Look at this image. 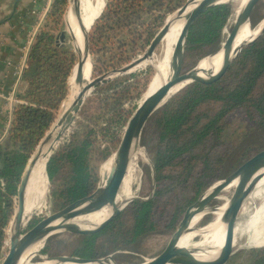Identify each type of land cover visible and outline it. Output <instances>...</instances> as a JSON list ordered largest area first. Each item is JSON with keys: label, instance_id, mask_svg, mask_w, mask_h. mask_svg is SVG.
I'll list each match as a JSON object with an SVG mask.
<instances>
[{"label": "trees", "instance_id": "16d2710c", "mask_svg": "<svg viewBox=\"0 0 264 264\" xmlns=\"http://www.w3.org/2000/svg\"><path fill=\"white\" fill-rule=\"evenodd\" d=\"M66 2L53 0L46 19L56 14L58 16ZM165 3V0L106 2L101 15L92 25V36L102 38L108 30L125 28L132 19L140 18V12L148 5L163 6ZM230 13L229 5L215 6L203 12L189 27L186 49L215 45ZM254 20L251 14L252 23ZM53 21L58 22L57 19ZM74 65L72 51L63 44L59 45L57 35L43 28L36 33L21 76L26 85L20 98L25 103L13 107L5 141L0 142V259L4 244L7 246L6 229L15 207L13 204L19 178L34 147L53 119L51 110L58 106L67 92ZM219 67L217 65L209 72L214 73ZM158 110L160 115L156 122L159 127V147L155 156L157 185L169 177L164 173L166 168L180 166L181 176L193 179L192 197L188 199L190 202L217 179L231 153L237 152L227 171L239 164L249 151L264 146L242 144L250 133L264 130V32L239 53L218 81L210 85L196 83L187 86ZM238 110H242L254 122L255 129L232 136L234 139L228 143L220 142L228 116ZM87 146L88 143L83 141L64 154L51 157L46 164L48 182L60 176L63 158L72 164L65 188L60 193L66 204L89 194L94 188L95 178L86 163ZM196 168H199L198 172ZM164 189L158 186L152 198L131 201L127 207L130 219L123 221V212L120 211L100 231L79 235L81 241L73 255L101 258L153 231L156 202ZM180 211L176 208L172 212L167 226L174 222ZM259 245L262 244L241 249L239 254L242 258L234 264H264V245Z\"/></svg>", "mask_w": 264, "mask_h": 264}, {"label": "rangeland", "instance_id": "374dc122", "mask_svg": "<svg viewBox=\"0 0 264 264\" xmlns=\"http://www.w3.org/2000/svg\"><path fill=\"white\" fill-rule=\"evenodd\" d=\"M80 1L81 14L85 19L84 23L87 27H90L89 53L91 56V77L102 75L107 76L94 87L90 95L88 94L86 96L79 111L76 113L73 122L63 129L59 140L53 147V149L57 148L53 151L51 157L62 155L70 148L86 141L88 143L86 163L95 178V185L92 189L93 191L101 182V179L105 178V172L111 165L110 159L107 158L115 151L126 121L141 103L147 90L150 88L155 74L154 69L146 62L136 66L131 72L124 74H110V72L128 64L132 60L138 58V56H141L152 37L162 27L166 19L173 15L186 0H165L166 3L163 6H147L146 4L147 8L140 12V18L135 17V19H132L125 28L121 27L106 31L102 38H99V36L96 37L95 35L92 36V25L94 24L95 19L100 16L99 12L103 11L104 5H106L105 2L114 4V0ZM230 2L232 3V1ZM52 3L53 0H46V4L49 5L47 14L51 10ZM234 10L235 8L232 3L229 18L227 19V22L221 31L220 38L215 45L204 48H194L192 50H187L185 47L182 64L183 71H187L198 59L212 54L219 48L220 42L227 35L226 33H228V28L231 25L230 19ZM67 13L68 0L58 16L56 14L52 18H45L40 29H47L54 35L59 34L60 31L66 29ZM252 15L255 22L252 23L251 21V27L255 28L260 22V19L264 16L263 1L255 6ZM54 19H57L58 22L53 21ZM58 43L59 45L63 44L60 40H58ZM64 43L67 45L63 46H67L72 51L76 61L77 55L72 48L73 40L69 34H67ZM169 43V38H164L154 49L153 57L157 58L159 62ZM67 79L69 78L67 77ZM17 84L18 87L14 98L21 100L20 95L26 84L21 79ZM68 87L69 83L67 84V92L65 96L61 99L58 106L51 110L53 119L50 125L54 122L60 105L67 98ZM177 94L178 92L171 97H174ZM17 104L20 103L15 102L14 106ZM159 115V110H156L141 132L139 143L131 159L132 167L129 177V190L132 194H135V196L138 197L131 201L152 198L156 189H158V186L165 187L163 195L156 202L157 214L154 217L156 221L155 229L146 233L141 238H138L136 241L123 247H119L114 252L108 253V255H112V260L115 264H140L141 262L157 255L165 247L185 209L212 183L227 175V170L232 163L231 160L237 154L236 151L235 153H231L229 157L230 159L227 160L225 167L222 168L217 179L208 185L199 195L193 198L192 201L188 202V199L192 197L193 179L190 180L189 178H183V176H181L182 168L180 166L166 168L164 173L169 177L165 182H161L157 185L155 156L159 147V127L156 119ZM254 127V122L251 121L242 110L234 111L228 116L226 130L220 137V142L224 141L228 143L229 140L234 139L232 136L235 137L239 133L249 132L255 129ZM5 138L6 137L4 136L0 137V142H4ZM242 144L264 145V130H255L250 133L243 139ZM256 149L258 148L249 151L245 157L252 154ZM71 168L72 164L69 160L63 158L60 176L56 177L53 182H48L42 205L39 210L32 215L31 220L24 227V230L29 229L45 215L57 211L66 205V203H64V198L60 193L65 188V181L69 177ZM195 171L198 172L199 168H196ZM232 192L233 189L222 190L219 196L211 202L210 206L218 207L222 205L225 200L231 196ZM131 201L121 209L123 212L121 219L123 218V221L130 219V214H128L130 210H128L127 207ZM13 205H15V207L13 206L14 211L17 205L15 198ZM176 208L181 209V211L178 213L174 222L170 226H167V223L172 216V212L176 211ZM161 212L163 214H161ZM215 214H221V210L205 215L200 223L193 228L192 232L195 238L198 237L200 235L199 232L201 233L206 225L210 223ZM261 220L262 222L264 220V182L254 191V193L247 197L241 208L235 223L236 227L234 229L232 254L226 264H234L240 261L242 255H240L239 252L241 249L256 247L249 246L253 241L249 236L254 229V224L256 222H261ZM195 234H198V236ZM80 241L81 237L79 235L64 231L55 233L46 239L44 245L40 249V255L48 258L57 255L71 256L73 255L74 249L79 246ZM6 252L7 246L4 244L0 262ZM41 256H34L31 260V264H39L43 260Z\"/></svg>", "mask_w": 264, "mask_h": 264}, {"label": "water", "instance_id": "95a60500", "mask_svg": "<svg viewBox=\"0 0 264 264\" xmlns=\"http://www.w3.org/2000/svg\"><path fill=\"white\" fill-rule=\"evenodd\" d=\"M193 1L194 0H186L185 3L182 4L173 14L176 18L184 16V23L179 34L175 49L172 53V73L164 84L160 85V87H158L152 94L141 101V103L137 106L135 111L126 121L115 151L107 158L110 159L111 165L104 182L103 179H101V182L89 194L66 204L64 207L57 211L45 215L35 224H33L29 229L24 230V227L31 220L30 219L27 222H24L25 193L30 173L39 157V147L47 143L48 141L51 142V145L47 151L49 154L47 160L48 164L53 151L57 148L56 147L53 149V144H55L59 140L63 129L68 127L71 122H73L76 113L79 111L83 101L86 98V93L89 91L90 95L94 87L107 76L102 75L91 77L89 81L84 78L83 73L86 63L88 61L91 63V56L89 53L90 27H87L83 21L80 0H68V8L69 6H71V12L73 13L76 25L78 26L81 33L82 49H79L77 44H75L76 35L68 23L66 25V29H63L59 34H57V39L63 42V45H67L64 43V41L67 38V34H69V36L73 40L72 48L77 55V60L75 61V80L77 83L81 84V88L76 98L74 99L70 109H68V111L62 116V118L59 119L60 121L58 123L60 126V130L58 131V133L55 135V137L50 138V127H48L44 135L34 147L23 168L17 185L16 195L14 197L17 200V205L16 210L13 211V214L10 218V221L12 219V225L7 241V252L1 260L0 264H19V260L22 254L29 247L40 241H43L44 245L46 239H48L55 233L64 231L74 235L84 236L96 233L107 226L129 201L134 198H138L137 196L132 197L122 204H117L116 202V197L119 192L120 186L127 173L134 151L139 143L141 132L153 113L171 97H167L169 90L177 84H182L183 86L181 88L183 89L196 83L201 85H210L215 83L225 74L231 62L237 57V55L245 47L255 42L264 32L263 23L259 32L249 41L237 47L232 46L241 26L245 23H248L250 26H252L251 14L255 6L261 1L264 2V0H247L245 5L236 16L234 22L228 28L227 35L220 42L219 48L220 46H222L223 56L219 69L214 73L203 72V74L205 73L204 75H200L196 70L183 71L182 64L185 42L189 27L206 10L219 5H232V3L230 2L231 0H200L195 4L194 7H192L188 12L185 13L188 5ZM101 13L102 11L99 12V15H101ZM262 19H264V16L260 19V21ZM167 29L168 23L166 20L162 27L152 37L147 48L141 56H138V58L132 60L128 64L121 66L114 71H111L110 74L117 73L119 75L131 72L136 66L140 65L141 62L150 57L162 37L165 35ZM215 52L210 55H213ZM227 172V175L219 178L214 183H212L192 204H190L185 209L182 217L177 223V226L171 233V236L167 241L165 247L157 255L141 262L140 264H226L228 262L232 254L234 229L237 217L245 200L253 190V187L264 176V146L256 149L252 154L245 157L239 164H237L233 169ZM236 178H238V183L235 185L233 192L228 199L226 209L222 214V220L223 222H225V233L220 253L215 259L200 260L196 258L195 255H193V252L190 249L179 247L177 245L178 240L184 232L189 230V224L193 216L197 213L202 212L206 208L211 207V202L216 199L221 191ZM147 199L148 198L143 200ZM105 205L111 206L112 210L110 214L106 219H104V221H102L101 224L92 229L81 228L72 221L79 215L89 213ZM49 258L56 260L58 263L98 262L107 264L108 262H110L111 264H115L112 260V255H108L102 258H82L74 255H57Z\"/></svg>", "mask_w": 264, "mask_h": 264}, {"label": "bare ground", "instance_id": "6f19581e", "mask_svg": "<svg viewBox=\"0 0 264 264\" xmlns=\"http://www.w3.org/2000/svg\"><path fill=\"white\" fill-rule=\"evenodd\" d=\"M200 0H194L191 4L188 5L186 12H188L192 7L195 6V4ZM233 3V6L235 8L234 13L230 19V24H232L238 15L239 11L242 9V7L245 5L247 0H231ZM81 4V1H80ZM67 23L70 25V27L73 29L76 40L75 44H77L78 48L82 49V37L81 33L79 31L78 26L76 25L73 13L71 12V6L68 8L67 13ZM83 21H85L84 17L82 16ZM168 23V29L165 33V35L162 37L160 41H163L164 38H169L170 43L168 44L164 54L162 55L160 62L157 58L153 57V53L143 62L148 63L154 71V78L150 85V88L147 90L144 98V100L147 96L152 94L160 85L164 84L168 78L170 77L172 73L171 69V62H172V53L175 49L179 34L182 30V26L184 23V16L176 18L174 15L169 16L167 19ZM264 23V19H262L255 28H252L248 23H245L241 26L239 29L235 40L232 44L233 47H237L239 45H242L249 41L251 38H253L260 30ZM228 32V31H227ZM227 34V33H226ZM154 52V51H153ZM222 56H223V48L220 46V48L213 54V55H207L203 56L194 66L188 69V71L196 70L199 72L200 75H204L203 72H209L211 69L215 68L217 65H221L222 62ZM141 62L140 64H142ZM73 75L70 77L69 80V93L67 95V98L65 101L60 105L58 114L56 115V118L54 122L50 125L49 133L50 138L55 137V135L60 130L59 126V119L62 118V116L70 109L74 99L76 98L77 94L79 93V90L81 88V84L77 83L75 80L76 75V64L73 67ZM84 78L88 81L91 79V63L88 61L85 66L84 70ZM183 85L177 84L173 86L168 94L167 97H170L174 94H176L178 91H180ZM89 94V91L86 93V96ZM85 96V97H86ZM68 99V100H67ZM65 103V104H64ZM64 104V105H63ZM62 109V110H61ZM61 110V111H60ZM76 116V115H75ZM51 142L48 141L47 143L43 144L39 147V157L36 162V164L33 166L32 171L30 173L29 181L26 188L25 193V210H24V222H27L31 219L32 215L39 210V208L42 205V200L45 196L46 189L48 187V178L46 173V164L48 159V148L50 147ZM55 144H53L54 147ZM141 153V152H140ZM137 160V159H136ZM132 162H130L127 173L122 181V184L120 186L119 192L116 197L117 204L124 203L128 201L130 198L135 197V194H132L129 190V182H130V172H131ZM109 172V169L105 172V178H103V182L107 177V174ZM141 176V175H140ZM264 182V176L257 182V184L253 187V190L250 192L249 195L254 193V191ZM238 183V178L233 180L228 186H226L223 190L227 189H234L235 185ZM132 189V187H131ZM227 198L225 202L218 206V207H208L205 210H203L200 213H197L193 216V218L190 221L189 224V230L184 232L181 237L178 240V246L179 247H185L187 249H190L193 252V255H195L196 258L200 260H212L215 259L218 254L220 253V249L222 247L223 241H224V233H225V222L222 220V214L224 210L226 209ZM17 203V200H16ZM244 205V204H243ZM243 207V206H242ZM16 210V209H15ZM112 208L109 205L102 206L101 208H98L94 211H91L89 213L79 215L75 217L72 221L76 223L81 228H88L92 229L104 221L110 214ZM218 210H221V214H215L213 215L212 220L206 227L203 229V231L200 233L199 236L195 238L192 230L195 228L202 218L207 215L211 214L213 212H216ZM12 225V219L7 227V241L8 237L10 235V229ZM236 227V226H235ZM198 229V228H197ZM199 230V229H198ZM197 231V230H196ZM201 231V230H200ZM195 233V232H194ZM198 238V239H197ZM8 243V242H7ZM43 241L37 242L33 244L31 247H29L21 256L19 260V264H31V260L34 256H41L40 255V249L42 248ZM8 246V244H7ZM42 257V261L39 264H104V263H74V262H64V263H58L54 259H50L48 257ZM107 264H110L109 262Z\"/></svg>", "mask_w": 264, "mask_h": 264}, {"label": "crops", "instance_id": "0c3cea01", "mask_svg": "<svg viewBox=\"0 0 264 264\" xmlns=\"http://www.w3.org/2000/svg\"><path fill=\"white\" fill-rule=\"evenodd\" d=\"M48 8L46 0H0V137L8 132L17 82ZM253 227L251 245H263L264 220Z\"/></svg>", "mask_w": 264, "mask_h": 264}, {"label": "built area", "instance_id": "2783aa9c", "mask_svg": "<svg viewBox=\"0 0 264 264\" xmlns=\"http://www.w3.org/2000/svg\"><path fill=\"white\" fill-rule=\"evenodd\" d=\"M49 1H51V0H49ZM21 76H22V75H20V76H19V79H18V81H20V79H21ZM14 97H15V96H14ZM12 101H13V104H14L15 102H18V103H21V104H22V103H25V101H24V100H22V99H21V100H19V99H16V98H13V99H12Z\"/></svg>", "mask_w": 264, "mask_h": 264}]
</instances>
